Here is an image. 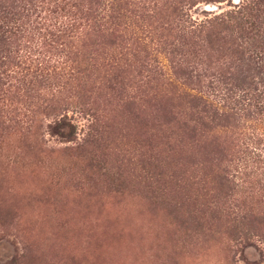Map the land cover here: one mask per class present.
<instances>
[{
  "label": "rangeland",
  "instance_id": "1",
  "mask_svg": "<svg viewBox=\"0 0 264 264\" xmlns=\"http://www.w3.org/2000/svg\"><path fill=\"white\" fill-rule=\"evenodd\" d=\"M230 7L198 4L190 16ZM134 33L104 18L76 43L98 68L82 87L97 134L81 153L64 151L74 143L49 135L45 117L34 152L1 114L0 264H264L258 243L229 240L234 214L264 217V190L227 196L221 188L244 130L204 113L192 84L168 71L163 54L155 55L163 75L137 76L130 54L156 48ZM116 66L123 82L110 91L104 79ZM73 122L79 143L87 120Z\"/></svg>",
  "mask_w": 264,
  "mask_h": 264
},
{
  "label": "trees",
  "instance_id": "2",
  "mask_svg": "<svg viewBox=\"0 0 264 264\" xmlns=\"http://www.w3.org/2000/svg\"><path fill=\"white\" fill-rule=\"evenodd\" d=\"M226 1L231 7L221 13L200 20L190 16L198 4ZM104 18L132 28L137 41L139 35L150 37L155 54L145 49L130 54L137 76L150 81L163 75L155 57L163 54L168 71L192 84L204 113L244 130L222 191L229 196L234 189L264 190V0H0V116L18 129L26 147L39 149L34 135L40 117L50 118L49 135L74 143L64 151L81 153L94 140L97 115L82 100V87L98 68L76 43ZM115 69L104 79L110 91L123 82ZM74 117L87 120L79 143ZM234 215L229 240L251 247L256 242L264 257V217Z\"/></svg>",
  "mask_w": 264,
  "mask_h": 264
}]
</instances>
